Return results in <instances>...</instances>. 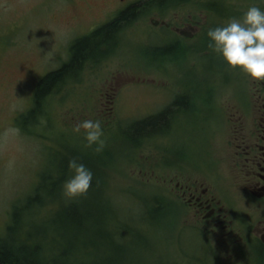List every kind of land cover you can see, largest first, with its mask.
Instances as JSON below:
<instances>
[{
    "label": "rangeland",
    "instance_id": "1",
    "mask_svg": "<svg viewBox=\"0 0 264 264\" xmlns=\"http://www.w3.org/2000/svg\"><path fill=\"white\" fill-rule=\"evenodd\" d=\"M114 1L77 0L72 7V0H0V238L12 223L13 207L24 204L32 193L39 172L66 179L73 174L68 163L59 169L58 160L64 155L89 166L93 173L96 184L82 194L80 210L81 215L95 218L85 221L81 232L63 235L52 231L57 224L50 226L59 212L53 211L51 203L23 207L16 237L30 240V246L35 245L45 260H52L61 250L63 256L57 260L66 258V264L70 260L77 264L82 257L83 264H259L252 249L263 207L245 196L228 170L218 169L216 158L219 141L230 132L231 113L252 102V78L230 69L219 54L207 46L198 47L197 41L209 28L230 18L202 8L207 1L242 18L252 4L264 9V0H225L223 4L220 0H191L162 15L155 10L145 17L140 15L121 31L111 56L98 63L86 62L77 79L48 96L43 115L34 126H28V132L16 126V117L31 107L39 78L69 59L68 47L76 37L114 16L119 9ZM198 9L207 14V23L203 35L188 43L176 41L180 39L149 22L150 17L169 19L174 12L185 16ZM165 45L174 51L159 55L162 62L148 58L150 49ZM109 81L113 85L121 82L115 86L111 113L99 105L101 86ZM207 83L205 88L211 95L205 105L207 95L202 91ZM187 85L196 94L201 92L199 98L189 94L186 104L178 107L180 111L176 106L170 109L173 117L168 129L160 134L151 132L143 143L138 142L141 145L130 147L123 130L133 121L170 106ZM101 109L103 115H99ZM88 119L101 122L104 144L100 151L95 144L88 145L85 129L77 130V125ZM97 156L103 160L92 163ZM193 163L205 171L204 179L228 211L240 242L231 245L236 238L215 240L199 223L186 221L192 219V211L185 209L175 193V168L184 164L197 170ZM195 176L201 177L196 171ZM61 189L62 195L53 199L58 205L73 198ZM154 197L171 204L163 210L164 215H155L156 220L150 223L145 211L154 206L148 205ZM92 225L95 228L87 234ZM105 230L110 236L103 235ZM69 241L72 246L65 245Z\"/></svg>",
    "mask_w": 264,
    "mask_h": 264
},
{
    "label": "trees",
    "instance_id": "2",
    "mask_svg": "<svg viewBox=\"0 0 264 264\" xmlns=\"http://www.w3.org/2000/svg\"><path fill=\"white\" fill-rule=\"evenodd\" d=\"M189 1L191 0H143L141 2L139 1L133 5L128 6L123 11L119 12L117 16L109 22H106L96 27L88 34L76 37L68 47L69 59L60 64L57 68L46 72L36 82L31 99V107L27 111L21 113L16 117V126L19 127L22 132H28V126H34L39 120V118L43 115L45 109V101L48 96H52L53 93H58L61 87L67 82H69V80L77 79L81 70L86 65V62L92 61V63H98L99 61L107 58L108 56H111L118 45L119 31H121L122 28L127 27L128 24L132 23L133 20H135L139 16L140 12L147 13L150 10H155V12H157L158 14H164L165 11L172 10L173 8H176L177 5L186 4ZM224 1L225 0H220L219 3L223 4ZM204 7L206 10L208 8L209 10L216 12V14L224 18L236 17V15H234L230 11L222 9L218 10L217 5H210L209 3H206L202 6V8ZM204 38H206V40ZM204 38L202 37L199 42L203 43L204 41L205 43H203V45L205 47H209V38L207 36V33ZM203 45L198 46L201 47ZM166 46L168 45H165L162 48L153 47L152 50L150 49L151 57L148 58L159 60L161 57L166 56L165 53H167L168 50H172L171 52L174 51L173 47V49H171L170 47ZM175 52H178L176 47ZM180 53L181 51H179L178 57L182 56V54ZM159 55L161 57H159ZM160 62L162 61L159 60V63ZM230 69L233 70V68ZM212 70L214 69L212 68ZM208 84L209 83L204 86V91H202V93L204 94L206 92V95L209 96L210 93H208L207 88H205ZM182 87L184 91H181V93L172 101L170 106H167L157 114L149 115L145 118L133 121L132 123H130V125L127 126L126 129L123 130L124 138L128 144H131L130 147L141 145V143L138 142H144L147 137L151 136V132H157L153 134H160L166 129H168L169 126H171V119L173 117V115L171 114L172 111L170 109H174L176 106L177 111H180L178 110V107H180L182 104H186L188 97H191L189 96V94H193L196 99L199 98V96L197 95H199L201 92L196 94V91L188 85ZM208 96L206 99H204L206 101V104H208L210 100V97ZM60 157L61 158L60 160H58V164H60L59 169L62 170V168L69 162V158L64 155H60ZM97 158L98 159L95 160L96 162L92 163H98V161L103 160L102 156H97ZM38 174V181L35 187L33 188L32 193L27 196L24 204H22L21 206L20 204H17L13 207V212L11 216L12 223L10 226H7L5 237L0 238V264H66L67 262L63 261L66 260V258L62 261L57 260L63 253L61 250H58L59 254L52 260H45L46 258L42 256V252H40V250L35 245L34 247L30 246V240H24L22 236L16 237V229L19 227V219L21 217V214H23V207H28L32 204L40 206L42 204L47 205L51 203L53 211L55 210V212H57V210H59V212L54 214V216L52 217L50 221V226L51 228H53L57 224L52 231H56L58 234L59 232H61L63 235H65L64 232L68 231H76L77 233L81 232L83 229L84 222L92 221L95 218L90 215L88 216L87 213H83L81 215L80 207L82 205V198L84 197L82 196V194L73 196L71 201L59 203V205L56 201H53L55 197H59L58 195H62L63 190L61 188L63 187H59L60 184L64 183V181L66 180L64 175H51L45 171H41ZM94 184H96V182L92 180L89 190L86 193H89L94 189ZM165 201L167 203L164 202L160 197H154L150 199L148 205L149 203H151V205H153L154 203V206L151 210L148 206L147 208L149 209V211H145L147 215V220L150 223L153 222V220H156L155 215L162 216L166 213L163 210L165 209V207L171 204V201L167 199ZM157 211H160L159 214L156 213ZM161 211H163V213ZM91 223L95 224L94 222ZM94 226L95 225L91 226L92 228L89 229L87 234L90 232L91 229L95 228ZM128 228L131 227L127 226V229ZM41 232L38 236L42 235ZM34 233H38V230H35ZM103 235L110 236L106 230ZM72 239L74 241H77V237H73ZM70 243L73 242L69 241V243H65V245L69 244V246H72V244ZM252 250L254 253L253 255H256L258 257V261H260L259 264H264V245L261 242L256 241L255 247ZM82 258V260L76 261L77 264H83L82 262L84 261L85 257ZM119 260L116 262H119ZM70 261V264L75 263L73 260ZM126 262L127 261H125L124 264H127ZM256 264L258 263L256 262Z\"/></svg>",
    "mask_w": 264,
    "mask_h": 264
},
{
    "label": "flooded vegetation",
    "instance_id": "3",
    "mask_svg": "<svg viewBox=\"0 0 264 264\" xmlns=\"http://www.w3.org/2000/svg\"><path fill=\"white\" fill-rule=\"evenodd\" d=\"M72 1H74L72 7H75L77 0ZM128 1L130 0H115L114 2L118 3L116 8L119 9L114 10V16L106 22L114 19L119 12L128 6L143 0H131L127 3ZM239 1L243 2L245 0ZM210 2L207 1L206 3ZM198 11L197 13H187L185 16L174 12L171 18L165 20L166 25L161 23L164 20H161V17L160 19L150 17L149 22L153 27H162L170 33L176 34L177 38L180 39L177 41L188 43L190 39L203 35L204 26L207 23V14L201 9H198ZM149 12L153 11L150 10ZM147 14L148 12H140L139 16L143 15L145 17ZM125 28L127 27L122 28L121 31ZM183 29L194 30L192 37L186 38L179 35L178 32ZM121 31L118 33V38H120ZM206 33L204 32L203 38ZM197 44L203 45L198 41ZM109 82L110 84L103 83L101 86L99 105L101 104L104 110L111 113L110 111L115 106V90L118 89L121 82L115 81L114 85L113 81ZM253 83L255 85H253L254 89H251L252 102L249 106L237 107L235 112L231 113V129L229 133L226 131L219 141L216 158H219L218 169L228 170L230 175L236 179V182L238 180L241 184L240 187L243 189L245 196L256 204L260 203L263 207L262 213H264V81L253 79ZM204 94L206 95V92ZM203 103L208 105L205 100ZM99 113H102V109L99 110ZM202 164L206 168L205 163ZM194 166L197 170L184 164H178V167L175 168V171L178 169L175 172V193L179 195L178 197L186 208L192 211V219L186 221H190L191 224H193L192 222L199 223L202 229L208 232L210 237L213 236L215 240H221V242H225L224 239H227V241L234 240L237 233L232 228V220L229 219L228 211L222 205L221 200L217 198L210 184L204 179L206 173L203 168L198 164H194ZM187 168H189V171ZM195 171L201 177L195 176ZM255 226V235L258 237L264 230V215L257 219ZM241 240L242 238L238 237L235 242L230 241L229 244L232 245Z\"/></svg>",
    "mask_w": 264,
    "mask_h": 264
},
{
    "label": "clouds",
    "instance_id": "4",
    "mask_svg": "<svg viewBox=\"0 0 264 264\" xmlns=\"http://www.w3.org/2000/svg\"><path fill=\"white\" fill-rule=\"evenodd\" d=\"M207 36L209 47L222 57L228 67L254 80L264 81V9L252 4L242 18H228L223 25L209 28ZM81 127L86 130L88 145L95 144L97 151L102 150L101 122L88 119L77 125V130ZM68 167L73 174L64 181V192L68 196L85 193L92 182V171L74 158L69 160Z\"/></svg>",
    "mask_w": 264,
    "mask_h": 264
},
{
    "label": "water",
    "instance_id": "5",
    "mask_svg": "<svg viewBox=\"0 0 264 264\" xmlns=\"http://www.w3.org/2000/svg\"><path fill=\"white\" fill-rule=\"evenodd\" d=\"M179 32L181 34H183V35L190 36V32L189 31L181 30ZM259 237H260L261 242L264 243V230L261 232Z\"/></svg>",
    "mask_w": 264,
    "mask_h": 264
},
{
    "label": "bare ground",
    "instance_id": "6",
    "mask_svg": "<svg viewBox=\"0 0 264 264\" xmlns=\"http://www.w3.org/2000/svg\"><path fill=\"white\" fill-rule=\"evenodd\" d=\"M53 258V257H52Z\"/></svg>",
    "mask_w": 264,
    "mask_h": 264
}]
</instances>
